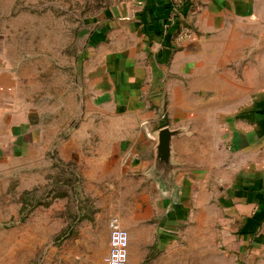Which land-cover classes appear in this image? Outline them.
<instances>
[{"label":"crops","instance_id":"1","mask_svg":"<svg viewBox=\"0 0 264 264\" xmlns=\"http://www.w3.org/2000/svg\"><path fill=\"white\" fill-rule=\"evenodd\" d=\"M184 14L172 0L112 4L88 20L75 76L59 67V81L25 71L0 36V163L56 150L84 191L67 224L33 225V264H106L115 215L129 264H194L196 218L218 215L264 264V0H196ZM175 21L194 38L178 42ZM160 114L182 131L170 183L157 172Z\"/></svg>","mask_w":264,"mask_h":264},{"label":"rangeland","instance_id":"2","mask_svg":"<svg viewBox=\"0 0 264 264\" xmlns=\"http://www.w3.org/2000/svg\"><path fill=\"white\" fill-rule=\"evenodd\" d=\"M119 1L0 0V36L17 50L28 73L59 81L60 67L74 77L78 57L86 44L84 31L91 23L88 20ZM157 119L154 132L163 125L170 127L162 114ZM142 126L148 130L151 127L148 122ZM5 160L0 163V264H33L39 251L32 247L33 225L67 224L76 210L77 195L84 193L80 187L82 178L71 163L58 157L56 150L46 158L35 154L29 160ZM95 204L102 205L98 201ZM89 206L92 209L94 203ZM118 211L122 207L116 214ZM191 213L179 231L184 245L192 242L194 235ZM195 214L197 217L198 212ZM115 217L122 225L121 217ZM160 219L158 213L154 222L157 224ZM222 221L219 215L205 223L196 218L194 264H256L253 259L259 251L251 250L250 240H244L246 246L240 249L242 239L226 231Z\"/></svg>","mask_w":264,"mask_h":264},{"label":"built area","instance_id":"3","mask_svg":"<svg viewBox=\"0 0 264 264\" xmlns=\"http://www.w3.org/2000/svg\"><path fill=\"white\" fill-rule=\"evenodd\" d=\"M196 0H172V13L175 18L183 17L187 8H192ZM177 32L176 40L185 42L194 38L193 30L185 21H175ZM163 120L167 118L162 114ZM110 250L105 259L106 264H129L130 235L125 230L118 218H113L110 223Z\"/></svg>","mask_w":264,"mask_h":264},{"label":"water","instance_id":"4","mask_svg":"<svg viewBox=\"0 0 264 264\" xmlns=\"http://www.w3.org/2000/svg\"><path fill=\"white\" fill-rule=\"evenodd\" d=\"M182 131L174 130L170 127H163L159 129L157 134V158L159 162L157 163V172L162 176L163 182L170 183L173 176V165L171 163V152H172V138L177 136Z\"/></svg>","mask_w":264,"mask_h":264},{"label":"trees","instance_id":"5","mask_svg":"<svg viewBox=\"0 0 264 264\" xmlns=\"http://www.w3.org/2000/svg\"><path fill=\"white\" fill-rule=\"evenodd\" d=\"M165 126H167V125H163L161 128H163V127H165Z\"/></svg>","mask_w":264,"mask_h":264}]
</instances>
